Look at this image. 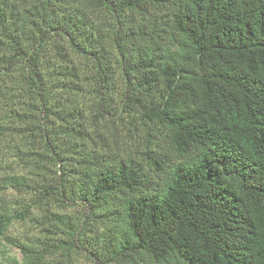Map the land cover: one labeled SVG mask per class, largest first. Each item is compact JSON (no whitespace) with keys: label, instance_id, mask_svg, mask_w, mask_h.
I'll use <instances>...</instances> for the list:
<instances>
[{"label":"trees","instance_id":"16d2710c","mask_svg":"<svg viewBox=\"0 0 264 264\" xmlns=\"http://www.w3.org/2000/svg\"><path fill=\"white\" fill-rule=\"evenodd\" d=\"M28 1L0 0V39L9 70L22 60L29 69L39 145L22 154L44 181L5 184L84 208L77 221L55 217L65 256L84 253L92 264H264V0H34L30 14ZM88 11L107 15L110 26L102 32ZM55 37L90 64L96 117L122 113L129 128L145 131L142 156L92 139L50 108L39 57ZM63 74L79 76L74 68ZM48 116L67 124L49 129ZM9 130L0 126V135ZM85 139L100 141L99 153L85 149ZM9 220L0 213V234ZM19 248L23 264H44L50 252Z\"/></svg>","mask_w":264,"mask_h":264},{"label":"rangeland","instance_id":"374dc122","mask_svg":"<svg viewBox=\"0 0 264 264\" xmlns=\"http://www.w3.org/2000/svg\"><path fill=\"white\" fill-rule=\"evenodd\" d=\"M17 1L22 3V0H13L15 3ZM32 3L35 5L34 0L28 1V14L33 13ZM87 17L89 22L95 24L102 32L108 28L107 15L105 17L102 12L88 11ZM34 20L37 21L36 18ZM0 43H3L0 44V126L10 129L0 135V213L10 217L5 230L0 234V264H23L20 245L37 251L44 247L50 249V252L44 253V264H92L85 254L80 252L72 253L67 258V253L58 246V241L66 237L64 228L55 217L77 221L84 213L81 205H63L55 199L44 198L38 191L16 190L5 184L8 177H24L29 179L31 185L44 180L43 170L34 169L32 166L30 154H22L31 151L32 146L37 149L39 145L38 142L33 143L36 139L32 138L31 131L37 121L35 106H32L37 104V97L36 100L33 98V93L24 82V75L28 74L29 69L22 60L9 70L5 63L10 53L8 44L4 39H0ZM56 49L60 50L63 56H67V63L56 54ZM39 63L44 81L49 85L48 101L53 111L71 117L69 123L80 125L92 139L97 141L100 137L104 144L124 147L131 150L132 155L137 158L142 156L141 153L147 145L145 131L138 125L129 128L127 117L122 113L120 119L111 116L96 117V96L91 93V81L88 82L91 78L90 64L85 59L72 57L64 40L59 37L51 40L39 57ZM71 68L79 73L75 80L63 74ZM72 82L76 83L78 88H75ZM68 86L71 89H67ZM109 97L110 113L116 115L121 88L117 86ZM66 124L55 116H48L44 120V125L49 129L61 130ZM83 143L85 149L87 147L88 150L98 153L101 150L100 141L94 145L91 140L85 139ZM152 143L156 144L155 146L163 145L160 140H153ZM141 161L148 172L149 168L145 166L144 160ZM43 165L51 173L55 170L47 163ZM37 174L39 176L36 177Z\"/></svg>","mask_w":264,"mask_h":264}]
</instances>
